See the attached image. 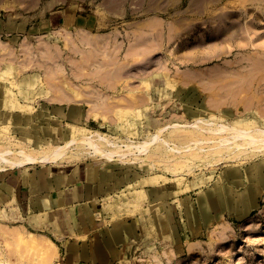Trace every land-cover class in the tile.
<instances>
[{
  "label": "rangeland",
  "instance_id": "rangeland-1",
  "mask_svg": "<svg viewBox=\"0 0 264 264\" xmlns=\"http://www.w3.org/2000/svg\"><path fill=\"white\" fill-rule=\"evenodd\" d=\"M58 2L0 0V264H264V151L210 132L264 129V0H184L165 40L93 44L50 24ZM72 134L57 162L4 155L44 158ZM87 138L150 147L108 160ZM46 194L60 210L40 209Z\"/></svg>",
  "mask_w": 264,
  "mask_h": 264
},
{
  "label": "crops",
  "instance_id": "crops-1",
  "mask_svg": "<svg viewBox=\"0 0 264 264\" xmlns=\"http://www.w3.org/2000/svg\"><path fill=\"white\" fill-rule=\"evenodd\" d=\"M56 1H59L62 5L57 7V9L54 10L53 14H51L50 24H53L55 28L66 29L70 31H80V33L88 36L86 40L89 44H93L96 37L107 38L108 36H113L118 33L122 36L124 29L126 36L129 37L143 36L142 29H146L148 30V32L144 33V35L147 36V38H150L151 41L152 39H154V41L159 42L160 38H163L165 40V33H160L159 31L160 25L163 27L168 26L166 24L164 15L172 12L175 9H179V11L184 12V0ZM187 6L189 11L190 7L189 5ZM2 26L3 25L1 24V27ZM7 26L8 24L6 25V28ZM45 186V188L47 189V187L51 185L49 184L47 186L46 184ZM38 187L39 189H42L44 191V188L40 184L38 185ZM46 196L40 197L41 199L47 198V204L45 203V207L47 209L60 210L58 206L61 205L62 201L53 194H46ZM67 199L66 201L64 200V203L66 204ZM48 205L50 206L48 207ZM77 218L80 221H82L83 219L81 216H78L76 218L74 217V219ZM86 219L90 226V219L88 217ZM69 220L72 219L70 218ZM82 222L84 223V225L83 223L81 225L79 223H75V221L72 222V229L76 230L85 227V221Z\"/></svg>",
  "mask_w": 264,
  "mask_h": 264
},
{
  "label": "bare ground",
  "instance_id": "bare-ground-1",
  "mask_svg": "<svg viewBox=\"0 0 264 264\" xmlns=\"http://www.w3.org/2000/svg\"><path fill=\"white\" fill-rule=\"evenodd\" d=\"M6 102V101H5ZM6 106H7V104H6ZM57 111V110H56ZM148 122V121H147ZM154 122V121H153ZM150 126L151 125H153V123H150L149 124ZM154 126V125H153ZM173 127H177V128H183V130L184 129H187V128H195L193 131L191 130V132H189V133H195V132H197L198 131V129L200 128L201 129V127H200V125H199V121L198 122H195L194 124H187V125H181V124H178V123H175L174 124V126ZM163 128V127H162ZM165 128V127H164ZM203 129V128H202ZM182 130V131H183ZM209 130V129H208ZM72 131H74V130H72ZM186 131H188V130H186ZM249 131V130H248ZM208 132V131H207ZM210 132H212L213 134H215V135H219V134H223V133H230L231 134V136H230V134L229 135H225V136H227V137H222L221 136V139H222V143L220 144L221 146H220V148L223 146V145H226V146H228V147H230L231 148V146L233 145V148L235 147V148H244L245 149V151L246 150H248V149H252V151L253 150H257V149H259L260 151H264V129H261V128H255L254 129V133L253 134H250V133H248L247 131H245L244 129H241V128H239V127H230V126H227V125H219V126H217L216 128L214 127V128H211V130H210ZM211 134V133H210ZM71 135V134H70ZM73 135V134H72ZM80 135V134H79ZM86 135V134H85ZM89 135V134H88ZM180 135V134H179ZM224 135V134H223ZM76 136V134L75 135H73V137L71 138V140H70V142L69 143H67L65 146L64 145H60V146H58L50 155H48V153H46L47 155H46V157H44V158H38L37 156H36V154H34L33 152H31V151H26V150H7V151H4V155H15V157H16V155H17V157L18 158H21L19 161H13V164H17V165H24V164H36V163H40V162H57V160L58 159H60V158H62V155H66V151H68L69 149H67V147H69V145L71 144V143H74V142H76V141H78L79 140V138H76L75 137ZM99 136V135H98ZM195 136V135H194ZM89 137H91L90 135H89ZM189 137V136H188ZM216 137V136H215ZM100 138H102V137H100ZM152 138V137H151ZM207 138V137H206ZM219 138V137H218ZM103 139V138H102ZM101 139V140H102ZM220 139V138H219ZM218 139V140H219ZM96 139L95 138H93V139H91V138H87L85 141H84V143H86V144H88L89 145V149L91 150V152H90V150H89V152H90V154H92V155H100V156H102V157H104V158H106V159H108V160H116V156H118L120 159L119 160H125V158H127V156L130 154H133L136 150H139L140 152H143L144 150H146L148 147H150V143H145V144H139V145H127V147H126V149H122V150H120L117 146H115V144H113L110 140H106V142H105V144H106V146H103L101 143H98V142H96L95 141ZM214 140V139H213ZM215 140H216V138H215ZM97 141H98V139H97ZM103 141V140H102ZM156 141H158V140H156ZM221 141V140H220ZM219 141V142H220ZM82 142V141H81ZM20 143V142H19ZM78 143V142H77ZM198 143H200V142H198ZM85 144V145H86ZM200 144H202V143H200ZM223 144V145H222ZM84 145V144H83ZM84 145V146H85ZM225 146V147H226ZM48 147V146H47ZM56 147V146H55ZM82 147V146H81ZM218 147V146H217ZM80 148V147H79ZM86 149V148H85ZM149 149V148H148ZM218 149V148H217ZM51 150V149H50ZM49 150V151H50ZM82 150H84V148L82 149ZM213 150V149H212ZM134 151V152H133ZM214 151H215V149H214ZM46 152H48V151H46ZM148 152V151H147ZM216 152H217V150H216ZM242 152H244V150L242 151ZM2 154L0 153V156H1ZM44 155V154H43ZM135 158V157H134ZM13 159V158H12ZM11 161V160H10ZM9 162V161H8ZM125 162V161H124ZM136 162V161H135ZM12 163V162H11ZM2 167V166H1ZM103 173L101 174L100 173V175L98 174V179H99V184H102L103 182H104V180H108V179H110L111 177L108 175V171L107 170H103L102 171ZM95 176L93 175V178H94ZM156 178H157V176H155V177H152V178H150L149 180H148V182H150V183H154L155 181H156ZM90 181H92V182H95V180L94 179H90ZM48 182V181H47ZM85 184V183H84ZM90 184H91V182H90ZM99 184L97 185V186H99ZM87 185V190L91 193V192H94V190L96 189L95 187H97V186H95L94 188H89L91 185H89V184H86ZM103 185V184H102ZM103 187V186H102ZM32 188H33V191H36V190H38V185L35 183V182H33V185H32ZM85 188H86V186H85ZM98 188V187H97ZM45 196V195H44ZM47 197V196H46ZM49 197V196H48ZM41 199V198H40ZM42 200V203H40L43 207H40V209H44V208H46L45 206H46V201H47V198H44V199H41ZM39 202H40V200H38ZM46 203V204H45ZM51 204V203H50ZM50 205H48V207H49ZM188 213V212H187ZM22 229H20L19 231H18V233L19 234H21V233H23L22 231H21ZM116 231V232H115ZM115 231H112L113 233H111L112 234V237L114 238L113 240H118V239H120L121 237H122V235L119 233L120 231H118L117 232V230H115ZM29 233H32V234H30V237H31V239L34 241V242H38V240H40V239H43L44 241L46 240V241H48V242H50L51 244H53V242L48 238V237H46V236H44V235H42V234H36V233H33V232H29ZM22 235V234H21ZM23 235H24V233H23ZM22 235V236H23ZM1 264H10L9 262H8V260L7 261H5V260H1Z\"/></svg>",
  "mask_w": 264,
  "mask_h": 264
}]
</instances>
